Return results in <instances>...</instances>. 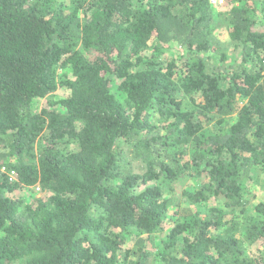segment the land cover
<instances>
[{
    "label": "trees",
    "instance_id": "16d2710c",
    "mask_svg": "<svg viewBox=\"0 0 264 264\" xmlns=\"http://www.w3.org/2000/svg\"><path fill=\"white\" fill-rule=\"evenodd\" d=\"M226 1L234 61L210 0H0V264H264V0Z\"/></svg>",
    "mask_w": 264,
    "mask_h": 264
},
{
    "label": "rangeland",
    "instance_id": "374dc122",
    "mask_svg": "<svg viewBox=\"0 0 264 264\" xmlns=\"http://www.w3.org/2000/svg\"><path fill=\"white\" fill-rule=\"evenodd\" d=\"M217 14H219V12L224 13L225 15H220V17L217 20V30L215 32V37L222 43V48H227V55L229 57L230 61H234L237 60L239 58L238 53L234 52V47L231 46L230 43V39H229V33H228V28L227 25H225V19H226V13L228 11V6L224 7L223 9H220L219 7H215ZM154 51L153 47L151 46L150 48H148L147 54L151 55L152 52ZM156 53V56L159 54L160 58L162 57L163 59H168V58H179L180 56H182L183 53H185L184 51L181 50V48L175 44L172 47H167L162 49V51H154ZM212 54V53H210ZM58 76L59 78H62L65 76V71H58ZM118 81H114L112 82V92L114 94H116L121 100L122 95L120 93H118ZM68 90H64V89H59L54 96H52L51 98H49L48 100H39L36 102L35 107L36 108H42L44 106H46V104L48 103V101L50 100H56V99H60L62 97H66V95L68 94L67 92ZM229 126H226L225 129H227ZM210 132H216L212 127L210 128ZM136 165V166H135ZM138 165H140V162L136 161L134 163V166L136 167L135 170L140 173L142 172L141 169L137 168ZM192 183V182H191ZM152 184V183H151ZM150 184V185H151ZM248 190L251 193V196L253 197L251 199V205L248 208V210L245 213H237L236 215H238V218H240L241 220H249L252 219L254 217H257L258 214L255 213V207L261 203L264 202V170H260V171H256L254 173V175L252 176V179L249 181L248 183ZM143 188H145V186H143ZM186 188L183 185H179L176 188V194H175V200L177 198V200L175 201V203H179V199L181 198L180 195H182V189ZM18 196H21L22 198L25 199V201L29 200L31 201L33 197L38 196L34 191L32 190H26V191H21L17 193ZM42 195V194H41ZM40 196V195H39ZM182 203V202H181ZM184 205V204H183ZM174 220H177V217H174ZM174 226V223H172V225H170L165 233H168L169 230ZM141 234L140 232H138L137 230H131V233L129 235V239H128V243L127 246L128 247H132L135 243V240L137 239V237H140ZM164 235H156V240L159 243L161 241V238ZM253 250H255V248H252ZM252 253V252H251Z\"/></svg>",
    "mask_w": 264,
    "mask_h": 264
},
{
    "label": "built area",
    "instance_id": "2783aa9c",
    "mask_svg": "<svg viewBox=\"0 0 264 264\" xmlns=\"http://www.w3.org/2000/svg\"><path fill=\"white\" fill-rule=\"evenodd\" d=\"M211 4L213 5V7H219V6H223L226 5L227 1L226 0H210ZM0 173H5L9 176V179L11 181H16L17 180V174L15 170H11L9 169L5 164H3L2 162H0ZM34 192L37 195H41L42 194V190L39 186H36L34 188Z\"/></svg>",
    "mask_w": 264,
    "mask_h": 264
}]
</instances>
